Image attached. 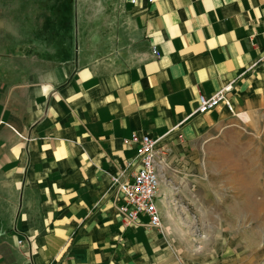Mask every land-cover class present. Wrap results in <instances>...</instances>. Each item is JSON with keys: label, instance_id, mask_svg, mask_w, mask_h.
<instances>
[{"label": "crops", "instance_id": "0c3cea01", "mask_svg": "<svg viewBox=\"0 0 264 264\" xmlns=\"http://www.w3.org/2000/svg\"><path fill=\"white\" fill-rule=\"evenodd\" d=\"M227 84L235 116L264 111V0H0V264H234L185 242L172 190L161 228L125 226L111 181L134 132L176 155L229 125L197 112Z\"/></svg>", "mask_w": 264, "mask_h": 264}, {"label": "rangeland", "instance_id": "374dc122", "mask_svg": "<svg viewBox=\"0 0 264 264\" xmlns=\"http://www.w3.org/2000/svg\"><path fill=\"white\" fill-rule=\"evenodd\" d=\"M77 14L80 8L70 5L66 15ZM230 119L183 142L176 155L161 144L160 189L174 191L177 231L187 244L216 249V258L228 255L234 264H264V111L250 121Z\"/></svg>", "mask_w": 264, "mask_h": 264}, {"label": "built area", "instance_id": "2783aa9c", "mask_svg": "<svg viewBox=\"0 0 264 264\" xmlns=\"http://www.w3.org/2000/svg\"><path fill=\"white\" fill-rule=\"evenodd\" d=\"M231 89L232 85L227 84L210 96L200 94L197 112L207 113L224 104L236 115L235 106L228 95ZM125 143L136 147V157L140 159L141 164L130 178H122L119 173L111 177L118 213L125 226L141 224L140 215L144 214L149 217L148 226L161 228L162 213L157 200L160 186L159 163L163 161L164 151H161L159 139L134 132L130 138L125 139Z\"/></svg>", "mask_w": 264, "mask_h": 264}, {"label": "bare ground", "instance_id": "6f19581e", "mask_svg": "<svg viewBox=\"0 0 264 264\" xmlns=\"http://www.w3.org/2000/svg\"><path fill=\"white\" fill-rule=\"evenodd\" d=\"M245 116H247V115H245ZM244 117V116H243Z\"/></svg>", "mask_w": 264, "mask_h": 264}]
</instances>
